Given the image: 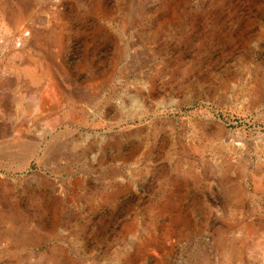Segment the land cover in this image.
Segmentation results:
<instances>
[{"label": "rangeland", "instance_id": "obj_1", "mask_svg": "<svg viewBox=\"0 0 264 264\" xmlns=\"http://www.w3.org/2000/svg\"><path fill=\"white\" fill-rule=\"evenodd\" d=\"M0 264H264V0H0Z\"/></svg>", "mask_w": 264, "mask_h": 264}, {"label": "bare ground", "instance_id": "obj_2", "mask_svg": "<svg viewBox=\"0 0 264 264\" xmlns=\"http://www.w3.org/2000/svg\"><path fill=\"white\" fill-rule=\"evenodd\" d=\"M176 6V5H175ZM173 10V9H172ZM174 10H175V8H174ZM179 15H181V14H177V12H174L173 14H172V17L171 18H168V19H166L164 22L165 23H167V25H169L168 27H167V29L169 30H167L171 35H173V36H178L180 39H181V36H182V33H183V31H185L187 28H192V24H184V21L183 20H181V18H180V16ZM163 22V23H164ZM216 23V22H215ZM219 23V22H218ZM166 25V24H165ZM166 25V26H167ZM213 25H214V23H213ZM219 25H220V23H219ZM221 26H224L223 24L221 25ZM208 29V28H207ZM211 29V28H210ZM222 29V28H221ZM205 30V29H204ZM212 30H214L213 28H212ZM216 30H217V28H216ZM210 31V30H209ZM222 31V30H221ZM191 32V31H190ZM198 33V32H197ZM184 35V34H183ZM213 35H215V34H213ZM185 37V36H184ZM212 37V36H211ZM183 39V38H182ZM177 60V59H176ZM175 60V61H176ZM179 60V59H178ZM182 60V59H181ZM180 60V61H181ZM175 64V63H174ZM179 65V64H178ZM183 65V64H182ZM181 65V66H182ZM173 66V65H172ZM180 67V66H179ZM179 71V70H178ZM175 72V71H174ZM160 73V72H159ZM158 73V74H159ZM183 73V72H182ZM105 75H107V74H105ZM102 76V75H101ZM100 76V77H101ZM99 77V78H100ZM101 79V78H100ZM102 80V82H104L105 81V79H101ZM116 157V156H115ZM132 159H133V157H132ZM106 170V169H105ZM107 170H109V172L107 171V173H108V176H109V178H110V180H113L116 176H117V174H119V173H116L115 172V170L113 169V168H108ZM107 175V174H106ZM107 176V177H108ZM120 176V175H119ZM79 183V182H78ZM84 183V182H83ZM80 185H78L79 187L80 186H82V181L79 183ZM115 186V185H114ZM113 186V187H114ZM117 186H119V187H121V185H117ZM124 186V185H123ZM127 186V185H126ZM116 187V186H115ZM129 187V186H128ZM80 189V188H79ZM115 190V189H114ZM114 190H113V192H114ZM129 190V189H128ZM121 192H122V190H120ZM124 191V190H123ZM115 193V192H114ZM119 193V192H118ZM120 194V193H119ZM105 195V194H104ZM115 195H116V193H115ZM114 195V196H115ZM109 196H110V194H109ZM104 197V196H103ZM112 197V196H111ZM106 198V197H105ZM116 198V197H115ZM107 199V198H106ZM110 200V199H109ZM57 201V200H56ZM109 202V201H108ZM57 203V202H56ZM104 203H106V202H104ZM103 204V203H102ZM59 206V205H58ZM63 207V206H62ZM60 208V207H59ZM58 208V209H59ZM63 211V208H61L60 210H59V212L61 213ZM65 211V210H64ZM58 212V211H57ZM57 214V213H56ZM65 214V213H64ZM63 215V214H62ZM61 216V215H60ZM64 218V217H63ZM57 220V219H56ZM61 220H62V218H61ZM82 228H84V227H82Z\"/></svg>", "mask_w": 264, "mask_h": 264}, {"label": "built area", "instance_id": "obj_3", "mask_svg": "<svg viewBox=\"0 0 264 264\" xmlns=\"http://www.w3.org/2000/svg\"><path fill=\"white\" fill-rule=\"evenodd\" d=\"M28 36H29V32L28 31H25L22 34H20V37L16 41V45L17 46H21V41L26 39V38H28Z\"/></svg>", "mask_w": 264, "mask_h": 264}]
</instances>
